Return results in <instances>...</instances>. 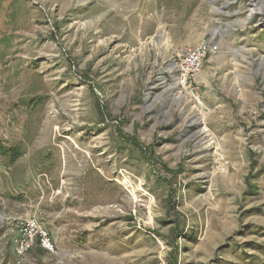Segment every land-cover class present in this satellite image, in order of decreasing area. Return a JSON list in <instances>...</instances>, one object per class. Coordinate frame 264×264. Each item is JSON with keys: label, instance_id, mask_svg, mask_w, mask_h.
I'll list each match as a JSON object with an SVG mask.
<instances>
[{"label": "rangeland", "instance_id": "1", "mask_svg": "<svg viewBox=\"0 0 264 264\" xmlns=\"http://www.w3.org/2000/svg\"><path fill=\"white\" fill-rule=\"evenodd\" d=\"M0 145V264H264V0H0Z\"/></svg>", "mask_w": 264, "mask_h": 264}, {"label": "built area", "instance_id": "2", "mask_svg": "<svg viewBox=\"0 0 264 264\" xmlns=\"http://www.w3.org/2000/svg\"><path fill=\"white\" fill-rule=\"evenodd\" d=\"M203 54L204 49L201 47L184 50L180 64L182 77H191L200 71L201 57ZM12 243L17 259L22 258L36 245L41 247L44 251H54L48 233L43 227L40 228L36 220L26 221L23 227L16 233L15 238L12 239Z\"/></svg>", "mask_w": 264, "mask_h": 264}, {"label": "trees", "instance_id": "3", "mask_svg": "<svg viewBox=\"0 0 264 264\" xmlns=\"http://www.w3.org/2000/svg\"><path fill=\"white\" fill-rule=\"evenodd\" d=\"M6 149H4L1 145H0V153H2V154H8V153H10V155L11 154H13V153H15V151L13 150V149H8L7 151H5ZM16 154V153H15Z\"/></svg>", "mask_w": 264, "mask_h": 264}, {"label": "bare ground", "instance_id": "4", "mask_svg": "<svg viewBox=\"0 0 264 264\" xmlns=\"http://www.w3.org/2000/svg\"><path fill=\"white\" fill-rule=\"evenodd\" d=\"M259 11H260V9H252L251 11H250V15H249V17L251 18V17H254L255 15H257V14H259ZM215 34V33H214ZM216 34H220V33H216Z\"/></svg>", "mask_w": 264, "mask_h": 264}]
</instances>
